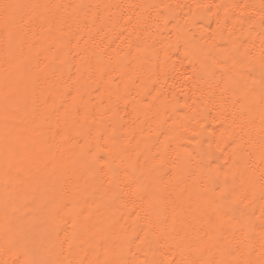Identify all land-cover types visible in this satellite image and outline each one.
<instances>
[{"label":"bare ground","instance_id":"1","mask_svg":"<svg viewBox=\"0 0 264 264\" xmlns=\"http://www.w3.org/2000/svg\"><path fill=\"white\" fill-rule=\"evenodd\" d=\"M0 264H264V0H0Z\"/></svg>","mask_w":264,"mask_h":264}]
</instances>
